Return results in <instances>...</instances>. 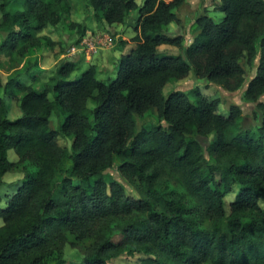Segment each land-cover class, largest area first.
Wrapping results in <instances>:
<instances>
[{
  "label": "trees",
  "instance_id": "16d2710c",
  "mask_svg": "<svg viewBox=\"0 0 264 264\" xmlns=\"http://www.w3.org/2000/svg\"><path fill=\"white\" fill-rule=\"evenodd\" d=\"M184 2L87 0L95 18L110 25L138 11L135 44L112 78L101 79L97 64L72 78L80 67L72 60L42 87L37 62L27 60L6 81L0 74V90L22 111L10 118L0 95V186L7 172H26L5 204L0 193V264H65L67 243L85 264H109L125 253L148 255L146 264H264V0H220L216 10L224 16L199 15L189 45L168 29ZM71 6L72 0H0L1 49L25 57ZM70 25L86 31L82 23ZM164 44L183 53L161 51ZM258 55L245 90L247 101H258L257 130L243 126L238 104L223 113L222 99L198 87L165 93L169 80L191 72L238 90ZM151 109L166 124L139 129L136 115ZM210 135L208 159L198 136ZM60 136L71 137V147ZM10 149L17 160L9 159ZM117 160L137 196L107 180Z\"/></svg>",
  "mask_w": 264,
  "mask_h": 264
},
{
  "label": "rangeland",
  "instance_id": "374dc122",
  "mask_svg": "<svg viewBox=\"0 0 264 264\" xmlns=\"http://www.w3.org/2000/svg\"><path fill=\"white\" fill-rule=\"evenodd\" d=\"M139 4L143 0H137ZM220 0H185V2L175 8V12L179 17V21H172L168 27L172 34H183L185 36V44L192 43L196 30V19L202 13L207 12L209 15L219 20L224 16L223 12L216 10V5ZM2 10L0 8V22L2 20ZM138 15V11L134 10L128 17L127 21L122 24L110 25L105 21H98L94 15V9L88 5L87 0H72V6L69 13L63 15L62 21L58 25H51L41 31V44L32 48L29 53L23 57L18 52H6L1 49L3 41V32L0 30V74L3 80L6 81L10 75L17 69H21L23 65L30 60L38 63L39 82L38 86L42 87L44 82H47L49 77L55 74L64 60H72L79 64V69L72 73L71 77H77L82 70L91 64H97L99 67V77L101 79H109L114 77L118 71L119 59L123 53H126L131 46L135 44L133 37L136 34L134 25ZM72 22H79L86 26V31L83 34L79 27H71ZM161 51L169 53H183V48L164 44L160 46ZM260 55L257 56L252 67L246 64L248 73L243 86L235 91H229L220 85L212 83L206 79L197 78L193 72L183 79H171L165 86V93L168 94L173 90H190L198 87L202 92L210 97H220V111L228 113L230 105L238 104L244 114L242 120L244 127H250L257 130L260 122L257 112L258 101H247L245 99V90L250 80L256 75L259 64ZM24 78L31 82V78L26 74ZM0 95L7 99L8 116L10 118L19 117L22 111L19 102L16 98H12L0 90ZM52 96V94H51ZM260 100L264 101V95ZM90 106L93 102L90 101ZM138 128H151L152 125L162 121L155 109L148 110L143 115H136ZM55 124H58L57 116H54ZM166 124L165 121H162ZM213 135L209 137L198 136L204 147L205 154L208 159H211L208 153V147L212 141ZM59 141L62 145L71 147L72 138L60 136ZM9 159L17 160L18 156L14 149L9 150ZM117 160L115 165L105 171L107 180H117L122 182L127 190L134 196H137V191L133 186L125 180L118 170ZM35 166L31 167L29 174L34 172ZM26 172L24 170L9 171L4 176V183L0 186V193L3 195V204L6 202L7 196H10L24 180ZM240 190V185H235L234 190L226 196V204L229 207L230 201L234 200ZM260 204L264 207V196L260 199ZM3 219L0 218V225ZM115 239L118 240L122 234L116 233ZM89 243V241H88ZM65 264H85L83 254L79 248L73 247L67 243L64 248ZM148 255L138 253L135 255L122 254L109 261V264H146Z\"/></svg>",
  "mask_w": 264,
  "mask_h": 264
},
{
  "label": "crops",
  "instance_id": "0c3cea01",
  "mask_svg": "<svg viewBox=\"0 0 264 264\" xmlns=\"http://www.w3.org/2000/svg\"><path fill=\"white\" fill-rule=\"evenodd\" d=\"M114 25H116V24H114Z\"/></svg>",
  "mask_w": 264,
  "mask_h": 264
}]
</instances>
